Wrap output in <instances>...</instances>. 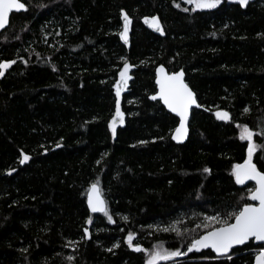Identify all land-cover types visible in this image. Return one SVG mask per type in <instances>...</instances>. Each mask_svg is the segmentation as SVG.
<instances>
[{
    "label": "trees",
    "instance_id": "1",
    "mask_svg": "<svg viewBox=\"0 0 264 264\" xmlns=\"http://www.w3.org/2000/svg\"><path fill=\"white\" fill-rule=\"evenodd\" d=\"M21 2L28 10L0 33V62L16 61L0 78V264H145L128 233L147 250L163 243L187 252L205 216L250 203L253 186H238L232 169L247 158L237 125L264 128V0L196 11L185 0ZM124 13L128 43L120 38ZM152 17L163 35L145 23ZM125 62L132 79L113 136ZM159 65L183 70L201 107L183 144L171 139L177 119L151 100ZM253 139V162L264 171V135ZM97 182L114 223L87 209ZM249 243L231 260L201 251L160 264H254L259 245Z\"/></svg>",
    "mask_w": 264,
    "mask_h": 264
},
{
    "label": "snow or ice",
    "instance_id": "2",
    "mask_svg": "<svg viewBox=\"0 0 264 264\" xmlns=\"http://www.w3.org/2000/svg\"><path fill=\"white\" fill-rule=\"evenodd\" d=\"M186 3L194 5L193 11L203 9H215L221 4V0H185ZM238 4L246 6L249 0H235ZM177 8L179 4L175 5ZM13 10L27 11L26 2L21 0H0V30L5 29L9 24V15ZM184 11H189L188 8H184ZM123 31L120 33V38L128 43V32L131 20L127 13L123 14ZM145 23L153 28L161 35L164 34L160 21L157 17H152L149 21L145 18ZM16 61L0 62V78L4 77L5 70L10 69ZM131 66L125 62L123 69L119 72V81L115 83L116 90V111L115 117L110 125L113 136L116 134V123L123 124L124 114L121 112L120 96L122 90L127 88L128 81L132 79L129 75ZM55 70V69H53ZM185 73L183 70L178 72L169 73L163 66H160L156 70V84L159 86V92L151 96L152 100H159L163 103L167 109L179 117V125L175 128L172 139L182 142L187 136V123L189 120V112L193 105L200 107L197 104L196 95L184 79ZM249 109L245 108L244 112H248ZM216 117L220 120L230 119L228 112H216ZM240 128L239 138L242 141H247V159L243 163H238L233 166L232 175L235 178V183L238 185H244L248 181L255 183L254 188L248 189V199L258 202L257 204L244 203L238 208L224 214H213L203 218L201 224H197V228H203L204 234L199 235L196 238L191 239L187 246V252H181L179 249L171 250L165 248L163 243L153 246L151 250L144 249L139 244L133 243L135 237L130 232L126 237V243L129 248L133 249L137 253L146 252L145 264H160L161 261H170L176 257L186 256L187 253L201 252L205 249H210L216 254V257H225L228 260L232 259L229 253L239 245H247L251 247L250 241L264 242V171L258 169L257 164L253 162L254 154L257 152L258 145L254 142V136L264 135V128H261L260 133H256L251 130L247 125H237ZM141 143H144L142 141ZM59 147V145H58ZM29 157L24 156L21 161H27ZM204 172H209L208 168H204ZM11 174V173H9ZM87 206L91 213H102L109 222L114 223L113 216L109 212L108 203L105 200L99 183H92L87 189L86 193ZM243 200L244 198L241 197ZM127 220L128 217H123ZM88 224H92L91 218L87 220ZM151 227V225L149 226ZM158 231L176 232L177 236L182 233L174 226H168L160 228L157 226ZM84 235L89 237L88 228L84 229ZM90 238V237H89ZM119 243L113 247H119ZM23 251H26L23 250ZM108 251H112L111 248ZM210 255V253L208 254ZM69 261L74 259L73 256L67 257ZM255 264H264V243L259 244V248L255 254Z\"/></svg>",
    "mask_w": 264,
    "mask_h": 264
},
{
    "label": "water",
    "instance_id": "3",
    "mask_svg": "<svg viewBox=\"0 0 264 264\" xmlns=\"http://www.w3.org/2000/svg\"><path fill=\"white\" fill-rule=\"evenodd\" d=\"M23 12V10L22 11H19V12H17V11H15V10H13V12H11L10 13V15H9V20H10V16L13 14V13H22ZM123 25H124V23H123ZM8 27V25L5 27V29ZM148 27H149V25H148ZM150 28V27H149ZM5 29H3V30H5ZM150 29H152V30H154L153 28H150ZM3 30H0V33L3 31ZM122 31H123V29H122ZM128 38H129V32H128ZM123 42H124V40H122ZM125 43V42H124ZM160 66H162V65H159V66H157L156 68H155V70H154V85H155V92H154V94L153 95H155V94H157L158 92H159V86L156 84V70H157V68L158 67H160ZM164 67V66H163ZM165 68V67H164ZM165 70L167 71V69L165 68ZM178 72V71H177ZM169 73H172V72H169ZM184 79H185V76H184ZM186 82V81H185ZM152 100V99H151ZM153 101H159V100H153ZM160 102V104L164 107V109L168 112V113H170L172 116H174L176 119H177V125H176V127L179 125V117H177L174 113H171L168 109H167V107L166 106H164L163 105V103L161 102V101H159ZM197 104H198V102H197ZM197 109H201V107H196L195 105H193V107H192V109H190V112H189V120H188V123H187V129H188V132H187V136L183 139V141L182 142H177V141H175V140H173L172 138V141L174 142V143H176V144H183V143H185L186 142V140L188 139V136H189V121H190V117H191V112L193 111V110H197ZM175 127V128H176ZM175 130V129H174ZM174 130H173V132H172V134H171V137H172V135L174 134ZM247 159V158H246ZM243 163V162H242ZM235 179V178H234ZM238 185V184H237ZM247 185H252L253 186V188L255 187V183L253 182V181H248V182H246V184H244V185H238V186H247ZM249 202L250 203H252V204H257L258 202H255V201H251V200H249ZM86 206H87V198H86ZM87 209H88V206H87ZM88 211L91 213V211L88 209ZM91 214H101V213H91ZM255 245H259L260 243H264V242H255L254 240L252 241ZM242 246H245V245H239V246H235V248L234 249H236V248H240V247H242ZM233 249V250H234ZM202 251H210L214 256H216V254L214 253V252H212L210 249H205V250H202ZM195 252V251H194ZM232 252V251H231ZM231 252L229 253V255L231 254ZM196 253H199V252H196ZM177 259L178 258H181V256L180 257H176ZM218 258H224V257H218ZM254 264H255V261H254Z\"/></svg>",
    "mask_w": 264,
    "mask_h": 264
},
{
    "label": "rangeland",
    "instance_id": "4",
    "mask_svg": "<svg viewBox=\"0 0 264 264\" xmlns=\"http://www.w3.org/2000/svg\"><path fill=\"white\" fill-rule=\"evenodd\" d=\"M228 1H231V2H235V0H228ZM119 79H120V77L118 78V81H119ZM123 91V90H122ZM216 112H218V111H216ZM216 112H214V115H215V117H216ZM220 112H223V111H220ZM114 117H115V115H114ZM113 117V118H114ZM217 118V117H216ZM218 119V118H217ZM220 120V119H219ZM227 120V119H226ZM112 121H113V119L111 120V122H110V125H111V123H112ZM109 125V126H110ZM119 125H121V123H119V121H117V123H116V128L119 126ZM110 130H111V127H110ZM112 132V131H111ZM239 134H240V132H239ZM156 245H158V244H156ZM156 245H154V246H156ZM153 248V247H152ZM151 248V249H152ZM151 249H149V250H151ZM161 262H164V261H161Z\"/></svg>",
    "mask_w": 264,
    "mask_h": 264
}]
</instances>
